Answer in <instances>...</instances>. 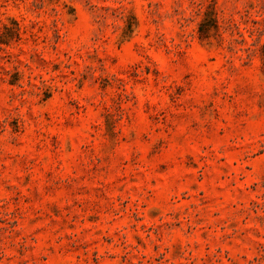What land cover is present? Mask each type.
Returning a JSON list of instances; mask_svg holds the SVG:
<instances>
[{
    "label": "rangeland",
    "instance_id": "1",
    "mask_svg": "<svg viewBox=\"0 0 264 264\" xmlns=\"http://www.w3.org/2000/svg\"><path fill=\"white\" fill-rule=\"evenodd\" d=\"M0 264H264V0H0Z\"/></svg>",
    "mask_w": 264,
    "mask_h": 264
}]
</instances>
